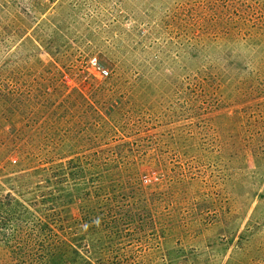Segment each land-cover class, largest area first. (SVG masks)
Here are the masks:
<instances>
[{"label": "rangeland", "instance_id": "rangeland-1", "mask_svg": "<svg viewBox=\"0 0 264 264\" xmlns=\"http://www.w3.org/2000/svg\"><path fill=\"white\" fill-rule=\"evenodd\" d=\"M62 257L264 264V0H0V264Z\"/></svg>", "mask_w": 264, "mask_h": 264}, {"label": "trees", "instance_id": "trees-1", "mask_svg": "<svg viewBox=\"0 0 264 264\" xmlns=\"http://www.w3.org/2000/svg\"><path fill=\"white\" fill-rule=\"evenodd\" d=\"M103 217H104V222H105V218L107 219V216L106 215H104L103 213H101V212H99ZM104 224V223H103ZM95 224H94V222L93 221H91V222H88V223H86V227H91V226H94ZM76 236H78V234L77 233H74L73 234V236H72V238H73V240H75V241H77L75 238H76ZM50 241H51V238H50ZM64 245V242H62L59 238H58V236H57V240H56V242L55 243H53V244H50V245H48V248L49 247H51L52 249H51V251H52V254L54 253V254H56V253H59V251L61 250V252H62V256H63V253H64V251L65 250H67V249H71L70 248V246H63ZM62 248V249H61ZM69 251V250H68ZM69 253H70V259H73L74 257H73V253L72 252H70L69 251ZM16 256H19V255H16ZM40 257V256H39ZM54 258H55V256H54ZM67 260H68V258H64L63 259V257L61 258V260H60V263L59 264H67ZM104 260V259H103ZM40 261H38L37 263H39ZM107 262V261H106ZM20 263H23L22 261H20ZM54 264H58V262L56 261V259H55V261L53 262ZM110 264H116V262H113V263H111V262H109ZM78 264H80V263H78Z\"/></svg>", "mask_w": 264, "mask_h": 264}, {"label": "built area", "instance_id": "built-area-1", "mask_svg": "<svg viewBox=\"0 0 264 264\" xmlns=\"http://www.w3.org/2000/svg\"><path fill=\"white\" fill-rule=\"evenodd\" d=\"M95 69L97 70L96 67H95ZM99 73H101V75L104 76V77L107 75L106 72H101V71H100Z\"/></svg>", "mask_w": 264, "mask_h": 264}]
</instances>
